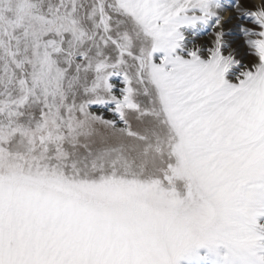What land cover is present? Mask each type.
<instances>
[{"label":"snow or ice","instance_id":"snow-or-ice-1","mask_svg":"<svg viewBox=\"0 0 264 264\" xmlns=\"http://www.w3.org/2000/svg\"><path fill=\"white\" fill-rule=\"evenodd\" d=\"M0 264H264V0H0Z\"/></svg>","mask_w":264,"mask_h":264}]
</instances>
